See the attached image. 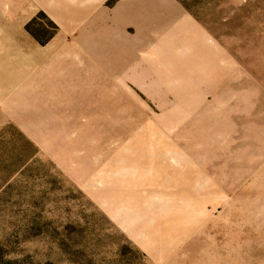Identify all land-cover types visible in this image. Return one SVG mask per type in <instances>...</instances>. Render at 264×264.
Instances as JSON below:
<instances>
[{"label":"rangeland","instance_id":"1","mask_svg":"<svg viewBox=\"0 0 264 264\" xmlns=\"http://www.w3.org/2000/svg\"><path fill=\"white\" fill-rule=\"evenodd\" d=\"M178 1L157 34L22 18L44 61L0 63V264H264V0Z\"/></svg>","mask_w":264,"mask_h":264},{"label":"crops","instance_id":"2","mask_svg":"<svg viewBox=\"0 0 264 264\" xmlns=\"http://www.w3.org/2000/svg\"><path fill=\"white\" fill-rule=\"evenodd\" d=\"M7 1L9 8L0 12V63L9 62L11 63L9 65L20 68L14 75V79L20 82L29 77L31 79L30 74L33 71L31 73L30 71L34 69V65L44 61L43 57H34L35 50L32 43L19 30L22 18L29 17L35 9L48 11L54 19L63 24L65 30L73 29L76 25L77 28L86 27L92 30L100 25L106 29L117 28L120 32H125L129 26H132L140 33L149 31L157 34L162 29L171 28L177 19L187 17L185 9L178 0H119L111 7L106 5L107 0ZM4 12H8V15ZM81 33L79 31V34ZM57 45L60 44L55 41L51 47ZM57 50H62V47L59 46ZM77 50H82V47ZM111 71H115L114 67ZM5 75L8 74L2 73L1 78L7 80ZM104 76H106L104 80L108 81L109 75L104 74Z\"/></svg>","mask_w":264,"mask_h":264},{"label":"trees","instance_id":"3","mask_svg":"<svg viewBox=\"0 0 264 264\" xmlns=\"http://www.w3.org/2000/svg\"><path fill=\"white\" fill-rule=\"evenodd\" d=\"M117 0H108V4L107 5H112L113 3H115Z\"/></svg>","mask_w":264,"mask_h":264}]
</instances>
